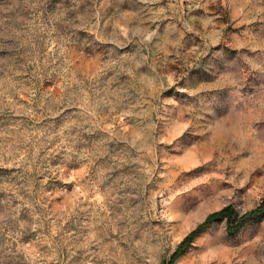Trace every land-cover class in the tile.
Wrapping results in <instances>:
<instances>
[{
  "label": "rangeland",
  "instance_id": "1",
  "mask_svg": "<svg viewBox=\"0 0 264 264\" xmlns=\"http://www.w3.org/2000/svg\"><path fill=\"white\" fill-rule=\"evenodd\" d=\"M264 0H0V264H264Z\"/></svg>",
  "mask_w": 264,
  "mask_h": 264
},
{
  "label": "trees",
  "instance_id": "2",
  "mask_svg": "<svg viewBox=\"0 0 264 264\" xmlns=\"http://www.w3.org/2000/svg\"><path fill=\"white\" fill-rule=\"evenodd\" d=\"M262 213H264V201L257 208L246 212L240 216L232 206H226L218 211L210 213L202 223H200L183 239L179 246L181 247L184 244H188L191 239L194 236L198 235L213 219H218L221 216H225L227 219L228 228L234 231L240 228L248 219Z\"/></svg>",
  "mask_w": 264,
  "mask_h": 264
}]
</instances>
